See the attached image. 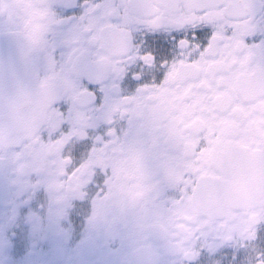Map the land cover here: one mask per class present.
<instances>
[{"label":"snow or ice","instance_id":"6c2138e0","mask_svg":"<svg viewBox=\"0 0 264 264\" xmlns=\"http://www.w3.org/2000/svg\"><path fill=\"white\" fill-rule=\"evenodd\" d=\"M43 8L41 15L53 18L55 27L48 33L44 56L57 65L79 58L85 71L104 65L103 79L91 75L80 78L81 91L89 97L82 109L63 99L52 105L54 123L41 126L33 142L42 150L46 168L28 173L31 183L40 187L41 175H54L50 188L77 193L71 204L84 202L90 189H100L98 202L103 205L119 188L133 202L143 195L146 162L154 174L156 206L168 221L171 236L179 251L176 264H264V207L249 215L225 211L199 221L180 217L187 199L186 190L194 181L189 165L221 141V125L229 126L251 144L264 165V0H31ZM0 9V29L36 42L28 32L30 20L4 15ZM154 14L165 20L180 18L179 26L164 23L154 26ZM72 17L65 26V18ZM247 31L241 33V26ZM39 27V26H38ZM237 41L254 56L259 69V86L253 98L233 96L228 85L196 79L185 98L189 110L182 122L179 142L156 132L145 134L139 151L130 150L126 138L132 135L131 106H115L114 101H135L147 90L166 83L174 65H195L214 45ZM216 63V60L208 61ZM224 77L222 79H226ZM15 93V91H14ZM14 93L5 94L0 84V123H11ZM207 121H211L208 124ZM23 144L0 141V164H8L17 176L25 173L31 158L23 155ZM164 176L158 182L159 174ZM152 227H160L159 224ZM192 233L185 240L177 229ZM249 236L243 245L237 233ZM6 233H0V247L11 246Z\"/></svg>","mask_w":264,"mask_h":264},{"label":"flooded vegetation","instance_id":"af4514ba","mask_svg":"<svg viewBox=\"0 0 264 264\" xmlns=\"http://www.w3.org/2000/svg\"><path fill=\"white\" fill-rule=\"evenodd\" d=\"M74 2V0H70ZM4 15H16L21 21L30 20L28 32L36 38L31 49L28 41L0 29L1 42L5 38L1 55L0 84L5 94L14 93L11 104V120L24 115L32 118V107L39 100L55 103L63 99L66 104L82 109L89 97L81 91L80 78L91 75L103 79L107 74L104 65L85 71L79 58L70 64L57 65L44 56L49 43L48 33L55 27L53 18L43 16V8L31 0H0ZM72 17L65 18V26ZM154 26L168 23L179 26L180 18L165 20L163 14H154ZM39 26V27H38ZM247 26H241V33ZM40 55V64L32 69V57ZM254 56L237 41L214 45L209 53L195 65H174L164 86L149 89L139 99L114 101L115 106L128 104L125 111L130 117L132 135L126 138L130 150H140L145 134L167 135L179 142L183 137L182 122L189 112L184 107L186 97L196 79L228 85L233 96L253 98L259 86V69L254 67ZM216 60V63L208 61ZM227 77L226 79H222ZM23 107V109H22ZM54 123L52 106L46 112L43 126ZM211 124V121H207ZM221 141L216 143L200 159L197 165H189L194 181L189 184L187 199L181 206L180 217L188 216L194 222L208 215L225 211L245 212L249 215L264 207V165L252 151L251 144L229 126L221 124ZM15 138L0 135V141L23 144L24 153L31 158L24 174L17 176L10 165L0 164V233H6L11 246L0 247V264H176L179 251L171 236L168 221L156 206L155 176L142 161L145 171L143 195L134 202L119 188L103 205L98 202L100 189L93 186L84 202L70 205L77 195L70 188H50L54 175L42 174L40 187L49 190L50 199L36 188L28 175L39 168L45 170L44 150L32 140L33 134L21 136L12 130ZM164 176L159 174L158 182ZM159 224L160 227H152ZM185 240L192 233L177 229ZM243 245L249 236L237 233Z\"/></svg>","mask_w":264,"mask_h":264},{"label":"water","instance_id":"95a60500","mask_svg":"<svg viewBox=\"0 0 264 264\" xmlns=\"http://www.w3.org/2000/svg\"><path fill=\"white\" fill-rule=\"evenodd\" d=\"M4 45H9V40L5 38V41L1 42L0 37V73H1V55L4 53L3 49ZM40 64V55L35 57L33 54L32 57V69L35 70L36 66L38 68ZM52 102L50 100L41 101L39 100L38 104L32 107V118L30 120H26L24 115H21L19 118L15 120H11V123L8 122L0 123V135L3 134L6 138H15L11 135L12 130H19L21 136L32 135L34 132L41 127L45 122L46 112L49 108H51ZM23 109V107H22ZM262 193L264 194V184L261 185ZM264 203V201H262Z\"/></svg>","mask_w":264,"mask_h":264}]
</instances>
